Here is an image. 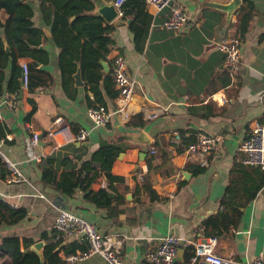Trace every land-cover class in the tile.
Listing matches in <instances>:
<instances>
[{
    "label": "crops",
    "instance_id": "crops-1",
    "mask_svg": "<svg viewBox=\"0 0 264 264\" xmlns=\"http://www.w3.org/2000/svg\"><path fill=\"white\" fill-rule=\"evenodd\" d=\"M174 1L186 6L188 25L182 31H166L159 27L166 10L157 12L146 5L155 24L150 27L141 53L134 49L129 23L119 26L109 23L114 26V44L108 59L114 54L123 56L136 86L128 104V115L124 116L115 113L116 97L110 98L104 91L102 80L99 82L107 110L113 114L107 125L96 127L87 116L88 100L95 101L89 85L83 78L81 86L73 80L68 92L65 91L58 66L59 51L66 48L75 35L71 18L75 17L77 10L71 9L51 33L44 23L38 2L32 3L33 21L45 33L41 47L48 52L49 60L46 64H38L33 71L43 79L44 86L38 85L33 93L22 88L14 107L9 104L7 92L9 67L5 69L4 90L0 95V123L7 139L1 148L9 152L27 181L8 183L7 170L2 165L5 177L0 176V198L7 203H16V207L24 208L27 214L18 222L2 223L0 240L6 235H17L23 251L30 250L35 242L43 241L44 253L45 245L53 243L48 239L55 234L53 221L59 208L83 216L95 223L103 234L118 239L125 264H147L145 253L168 233L185 240L179 245L177 260H186L193 252L194 242L206 236L201 224L218 211L233 164L243 162L240 144L258 122L264 108V0H241L240 5L243 1L252 3L254 16L242 40L240 68L234 77L229 75V82H225L228 72L217 43L225 36L234 35L237 9L228 18L225 11L212 3L230 0ZM24 60L31 62L30 58ZM105 72L108 71L102 66L101 73ZM73 90L75 95L71 97L69 93ZM30 98L35 106L31 114ZM57 115L63 116L72 133L73 129L88 128L87 139L78 141L71 134L56 138L49 136L46 130ZM32 130H40L41 135L36 145L29 146L27 138ZM140 131L147 135V145L135 144L129 139L131 134ZM180 131L192 135L193 139L198 133L221 136L206 156L202 172L194 173L200 163L186 151L188 145L174 139L175 133L180 134ZM105 142L118 147L111 171L122 177V184L129 188L120 190L125 198V204L120 208L124 210L115 217L109 216L105 208L84 200L80 190L70 197L42 180L45 166L51 165L59 179L62 172L71 166L78 168ZM143 163L146 172L142 169ZM93 165L98 169V162ZM183 171L189 175L184 177ZM144 175L150 178L158 199L152 200L143 193L134 194L135 185ZM106 185L105 176L99 174L91 189L96 191ZM24 239L31 240L26 248L23 247ZM69 241L76 242V237ZM64 245L59 243L53 250L59 257V249L65 251ZM215 252L237 261L264 255V185L243 209L238 226L230 227L218 239ZM9 263V255L0 251V264ZM43 264L62 263H49L44 259ZM75 264L105 262L100 256L93 255Z\"/></svg>",
    "mask_w": 264,
    "mask_h": 264
},
{
    "label": "trees",
    "instance_id": "trees-1",
    "mask_svg": "<svg viewBox=\"0 0 264 264\" xmlns=\"http://www.w3.org/2000/svg\"><path fill=\"white\" fill-rule=\"evenodd\" d=\"M33 2H38L44 23L49 26L51 33L68 16L71 9L77 10L71 21L75 35L68 46L58 53L62 87L68 92L74 80L73 73L76 71L77 62H79L81 76L95 97V101L88 100V105L99 104L107 109L98 86L99 82L102 80L104 91L110 98L116 97L117 90H113L115 85L111 70L101 73L100 60L109 63L108 56L114 44V26L105 23L100 17L91 13L94 9L92 0H0V95L4 90L5 69L9 67L7 92L9 95H14L15 99L17 98L23 88L22 62H25L28 67L27 90L33 93L38 85L44 86L43 79L33 74L38 64H46L49 60L48 52L41 47L45 42V33L33 21ZM146 5V0H123L120 7V17L129 21L128 27L133 35L134 49L139 53L144 49L152 23V15L148 12ZM235 15V33L232 36L243 40L254 16L252 3L243 1L235 11ZM2 37L6 39L10 52L5 50ZM26 58H30L31 62L25 61ZM230 78L228 74L225 82H229ZM69 94L74 97L75 90ZM29 102L32 104V109L29 111L31 114L35 111V106L32 98ZM258 122H264V108ZM78 129H73V133H77ZM0 137H4L2 123H0ZM194 139L192 135H186L185 131H180V144L184 143L187 146ZM118 151L117 146L106 142L101 143L88 160L81 162L78 168L71 166L69 170L60 174L59 179H57V171L51 165L45 166L42 170V180L45 184L51 185L54 190L70 197L80 190L84 200L96 207L105 208L109 216L115 217L124 210L120 208V205L125 204V198L120 190L129 189L128 186L122 184V177L114 175L111 171ZM94 162L99 163L98 169L93 165ZM146 164L149 166L148 160ZM2 165L0 160V176L4 178ZM204 169V165H198L194 173L202 172ZM99 174L105 176L107 185L95 191L91 189V184ZM263 185L264 169L260 166L243 162L233 164L229 172L228 183L219 200L218 211L201 224L205 235L219 239L230 227L236 228L241 220L243 209L254 199ZM133 190L134 194H147L152 200L159 198L151 185L150 178L146 175L141 178ZM26 214L27 211L24 208L12 207L0 198V226L4 222L8 224L18 222ZM28 242L31 240H23L24 248L28 246ZM56 246L57 242L45 245L43 253L45 262L65 264L58 256V252L53 251ZM78 248L84 249L75 241H69L63 246L65 252ZM0 251L9 255V264H40L39 256L34 251L21 249L20 238L17 235L2 237Z\"/></svg>",
    "mask_w": 264,
    "mask_h": 264
},
{
    "label": "built area",
    "instance_id": "built-area-1",
    "mask_svg": "<svg viewBox=\"0 0 264 264\" xmlns=\"http://www.w3.org/2000/svg\"><path fill=\"white\" fill-rule=\"evenodd\" d=\"M122 2L123 0H114L113 2L118 11V16H121L120 7ZM146 4L152 6L157 12L166 10L159 23V27L162 29L178 32L184 30L188 25L187 8L182 3L174 0H146ZM154 24L155 21L152 19L151 26H154ZM242 46L243 41L236 36H225L217 43V48L223 53L224 68L231 77H234L240 68ZM109 66L117 90L115 113L127 116V108L136 86V80L129 74L127 62L123 56L112 55L109 59ZM21 67L23 74L22 86L26 88L28 67L25 62L21 63ZM8 96L10 106L14 107L15 96ZM222 100L224 101V97ZM112 114L103 105L97 104L87 107V116L91 119L94 127L107 125ZM26 128H29L28 124ZM89 131L88 128H79L77 133H72L63 116L57 115L50 122L46 133L52 138L71 134L75 140L85 141ZM40 135V130H32L28 135L27 144L29 146L36 145ZM5 139H7L6 136L0 137V160L7 170L6 181L8 183L27 181L17 163L11 159L9 152L1 148ZM174 139L178 141L180 134L175 133ZM220 140V135L198 133L194 141L188 144L186 151L194 156L200 165H204L206 164V156ZM240 149L244 153L243 163L260 166L264 169V122L255 123L249 135L241 142ZM151 153H154V150H151ZM142 169L144 172L147 170L144 163ZM39 194L44 195L43 193ZM9 205L16 207L14 202H9ZM53 229L55 234L50 237L49 242L66 244L74 236L77 244L84 247V249L78 248L71 252L59 249L60 259L65 264H75L93 255L100 256L105 264H125L120 253V241L113 235L103 234L95 223L71 210L65 208L57 210L53 221ZM217 241L218 239L214 236L200 237L194 242L193 252L189 258L179 261L177 260L178 248L180 243L185 242V240L168 233L160 238L156 246L145 253V257L151 264H264V255L262 254L244 261L218 255L215 252Z\"/></svg>",
    "mask_w": 264,
    "mask_h": 264
},
{
    "label": "water",
    "instance_id": "water-1",
    "mask_svg": "<svg viewBox=\"0 0 264 264\" xmlns=\"http://www.w3.org/2000/svg\"><path fill=\"white\" fill-rule=\"evenodd\" d=\"M94 3V9L91 12L93 15L100 17L102 20L105 21V23L109 24L113 22V25L119 26V25H124L126 23H129V21H123L119 18L118 16V11L116 7L114 6V0L112 1H106V0H92ZM241 0H230L227 3H212L215 7L218 9H221L226 12L228 18L232 15V13L240 6ZM73 18H71L72 20ZM47 35H50L48 31H46ZM3 44L5 46V50L7 52H10L9 45L7 44V41L4 37H2ZM103 69L105 71H109V66L107 63L103 60H100ZM75 84L78 86L83 85V80L81 76V69L79 66V62H77V68L76 71L73 74ZM131 141H133L135 144H140V145H147L149 143V139L147 135L144 132H137L136 134H131L129 136ZM136 138V139H133ZM130 141V140H129ZM145 155V153H142ZM184 177H187L189 173L186 171L182 172ZM129 196V195H128ZM43 246L44 243L43 241H37L34 244L30 246V250L34 251L40 259V264L44 263L43 259Z\"/></svg>",
    "mask_w": 264,
    "mask_h": 264
}]
</instances>
